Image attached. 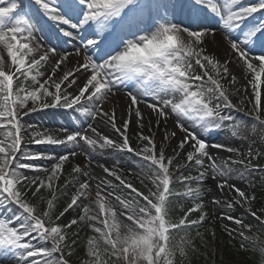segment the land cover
I'll list each match as a JSON object with an SVG mask.
<instances>
[{
    "label": "snow or ice",
    "instance_id": "snow-or-ice-1",
    "mask_svg": "<svg viewBox=\"0 0 264 264\" xmlns=\"http://www.w3.org/2000/svg\"><path fill=\"white\" fill-rule=\"evenodd\" d=\"M5 4L0 6V264H70L77 243L70 235L78 237L72 229L80 225L92 233L81 264H190L189 253L199 252L195 237L207 247L199 229L209 216L202 200L209 173L216 180L209 191L219 190L222 197L211 204L227 210L219 218L239 226L228 235L239 236L240 250H247L244 241L256 238L246 235L242 229L251 226L231 210L254 197L230 180L235 172L247 184L255 171L252 161L261 153L251 145L245 153L209 143L186 125L227 129L247 139L241 131L246 125L225 113L236 108L230 97L240 93L224 84H236L234 65L246 81L241 103L248 100L247 114L258 122L264 141V0H0ZM216 32L227 42L223 61L205 47L210 35L218 47ZM69 43L74 51L65 49ZM118 93L125 98L119 115L118 104L108 107ZM140 105L150 110L147 116ZM44 109L71 110L79 127L40 130L25 124L30 113ZM133 117L140 129L135 147L129 135ZM146 119L151 135L143 133ZM169 120L184 133L172 155L167 146L176 132L166 130L159 147L155 140L160 122ZM33 145L39 150H24ZM43 146L65 151L49 155ZM209 148L243 158L217 163ZM109 152L139 158L133 161L138 170L128 169L126 176L119 163L97 160L102 174H94V155ZM81 153L89 163L73 164L65 175L66 164ZM42 160L51 163H31ZM132 175L140 178V188ZM60 196L68 199L56 214ZM180 200L191 206L180 207L182 214L173 219L174 201ZM76 209L78 218L61 223ZM259 251L264 260V246Z\"/></svg>",
    "mask_w": 264,
    "mask_h": 264
},
{
    "label": "rangeland",
    "instance_id": "rangeland-1",
    "mask_svg": "<svg viewBox=\"0 0 264 264\" xmlns=\"http://www.w3.org/2000/svg\"><path fill=\"white\" fill-rule=\"evenodd\" d=\"M254 2H256V0H248V2H246V3H254ZM0 6H6V4L0 5ZM216 37L218 39H221L223 36L220 32L215 33V41H216V44L218 45V47L213 45L211 35L209 36V38L205 44V47H206L207 52L209 54H215L216 56L219 57V59H221L223 61L226 58L225 54H226L227 45H225V43L223 41L216 40ZM39 39L41 40L40 37H39ZM70 51H73V50H70ZM75 59H76L75 56H73L71 59L72 64H75ZM230 67H232V72H233V75L236 76L237 82L235 85H230L228 83V81H224V84H225V87L230 88V90L233 92L235 91L236 88L240 89V93L234 94L230 98H231L233 104L236 105L237 109L244 111L248 108H251V105L248 103V100L245 99L244 102L241 103V100L243 99V96H244V86L246 84V81L244 80L243 74L239 68L235 67L234 65H231ZM73 91H75V89H73ZM248 94H249V96L251 95V89L250 88L248 89ZM113 101H114V103L111 105H108V107L113 108V107H116V105L118 104L120 107H116V111H117V114L119 115L120 108H122L125 104V98H124L123 94L118 93L115 97H113ZM140 107H141L142 111L145 113V115L147 116V114L149 113L150 110H148L145 105H140ZM67 116L69 118H67ZM24 119L28 120L26 125L27 124L35 125L40 130H44V129H53L54 130V129H59V128H68L69 131H71L72 129L79 127V124L77 126H75V123H77V120L75 118V115L72 114L71 110H68L67 112H65V110H63V109H44V110H41V111H38L35 113H30ZM117 123L119 125L120 121L117 120ZM144 125L145 126L143 129V133L145 135H151V133H149V131H148L149 121L147 119L144 121ZM151 126L153 128V131H156L155 118L152 119ZM186 126L192 127L193 131H196L197 134L201 136V138L207 139L209 141V143L222 142V143L227 144L230 147L237 148L241 152H245V153L249 150V144L244 138L239 137V136H235V137L231 136L229 134V130H227V129L216 132V133H211L207 130L195 128V127L190 126V125H186ZM166 130L169 132H171V131L176 132V137L171 142L168 143L167 148L169 150V148L171 146L176 147V144L184 136V133L180 132V130L175 127L174 120H169L167 122V124H165L164 121H161L160 125H159V131L157 132L156 137H155L157 147H159V145L161 144L162 138H163ZM101 131H103V128H101ZM109 131L111 132L110 129H109ZM138 131H140V129L137 127L135 117H133L132 123L130 125L129 135L132 138H135L136 133ZM249 132H251V129L247 128L245 135H247V133H249ZM53 134L58 135L61 138L64 135V133H62V132H54ZM116 136H117V134L113 132L112 137L115 138ZM24 143H25V145H28V134H27V132L25 133ZM24 150L25 151H34V146H29V147L25 148ZM252 150H253V152L255 151L253 146H252ZM208 151L214 157H216L217 163H220L221 161H223L229 157H231L233 159L238 157V156H236L235 153H228V152H225V151L220 150V149L209 148ZM63 152L64 151H62L60 154H63ZM167 154L169 155V153H167ZM111 155H112V153L109 152V154L103 156V160L101 162H105L108 165H113L114 163L112 162ZM36 162L37 161L31 162V163L37 164L39 166H47L51 163L50 161H45V160H42L40 163H36ZM88 163H89V161H88L87 157L82 153L79 154L75 158H71V163L66 164L65 175H67V172L70 171L73 164H80L81 166H84V165H87ZM205 163H207V161ZM92 169L94 170V174H96V175L102 174L101 169L98 168L97 171L93 167H92ZM128 169H137L138 170L136 165L129 164L124 170L125 171L124 173L126 176L128 175ZM29 175H31V173H29ZM133 176L138 178L136 175H133ZM138 179H140V178H138ZM134 181H135V179H134ZM134 181H132V182L134 183ZM59 183L63 184L64 180L62 179ZM230 183H233L237 187L245 189L250 195V191L248 190V188L244 184V182H242L238 179H232V180H230ZM215 185H216V180H214L212 177V174L209 173L205 178L204 191L202 193V200H203V203L206 205L205 211L208 212L209 216H208V220H206L204 222L203 227L200 228L199 231L204 233V239L206 241H208V239H207L208 235L212 234L214 231H216L217 226L219 225V226H221L220 233L223 235V238L226 241V243L230 247L231 246H237L241 243V238L239 236H237L236 239H232L228 235V229H237L239 226L235 225L234 223H232L229 220L220 219L219 216L221 214V211H227V210L223 209L220 206L213 207L211 204V200L213 199V197L222 198L219 190L209 191V189H215ZM224 191L227 192L228 190L225 189ZM45 195H48V194L45 193ZM67 199H68L67 196H60L58 198V200H57V207H59L58 212L61 211L62 208L65 206V202ZM85 203H87V201H85ZM249 205L250 204H247L244 207H240L239 205H237L233 210H231V215L234 217H237V218H242V213L245 211V209ZM79 214H80L79 209H76V211L70 210V213H68V218L70 220L74 217L78 218ZM244 225H245V223H244ZM225 226H227V227H225ZM78 227L80 230H82L81 234H80L81 240H80L79 248H80L82 258L85 259L86 257H85L84 245H85L87 237L89 235H92V233L86 225H80ZM242 230L245 231L247 236L252 237L253 232L250 229L244 228ZM193 233L195 236V230ZM234 235H235V233H234ZM189 255H190V264H192V259H193L192 255H194V256L196 255L195 258H198V257H202L204 255V252L201 249H199V252L197 254H192L190 252ZM178 261H179V256H177V262ZM70 264H74V263L70 262ZM186 264H187V262H186Z\"/></svg>",
    "mask_w": 264,
    "mask_h": 264
},
{
    "label": "trees",
    "instance_id": "trees-1",
    "mask_svg": "<svg viewBox=\"0 0 264 264\" xmlns=\"http://www.w3.org/2000/svg\"><path fill=\"white\" fill-rule=\"evenodd\" d=\"M248 2V0H245V3ZM233 103V102H232ZM250 108L241 111L237 108L234 109H228L225 110L226 114H231L233 117V120L238 125H246L245 129H242L243 136H247V139H245L249 145H252L254 147V153L260 152L261 155L252 161V165L255 167V171L251 175L248 176V183H244L248 190L250 191V196L254 197L250 205L247 207L251 210V212H255L256 216H252L247 212L246 210L242 213V219L243 223L245 225H250V230L253 232L252 237H255L256 239L254 241H244L246 245H248L247 250H240V244L237 246H229L226 241L223 238V235L220 233L221 226H217V230L213 233L214 238L212 234L208 235V241H207V247L201 246V240L198 237L194 236V230L191 233L194 239V243L197 246L198 249H201L204 252V255L202 257L195 258L194 255L192 259V264H264V260H262L261 252L259 251L260 247L264 246V225L260 224V220L264 219V211H261L264 209V141H262L260 137V131H259V125L258 122L255 120L254 116L248 115V111ZM261 117L264 118V112L261 113ZM256 127L257 131L253 134L252 132H249L246 134V129ZM217 131H212L211 133H216ZM241 137V136H239ZM133 147L136 145V137L132 138L131 140ZM175 148L174 146H171L167 153L169 155H172V149ZM112 162L114 164L119 163L120 167L125 170V168L129 164H134V160H138L139 158L132 156L131 154H121V153H112L111 155ZM235 159H242V157H236ZM136 165V164H134ZM137 166V165H136ZM236 169L241 168V165H234L233 166ZM125 172V171H124ZM195 174V173H193ZM125 175V173H124ZM132 181H134V185L136 187L140 188V179L136 178L135 176L129 177ZM83 179V178H81ZM232 179H238V176L235 172L232 174ZM231 179V180H232ZM146 182V181H145ZM147 183V182H146ZM177 190H182L177 186ZM146 191V190H145ZM28 198L33 199L31 192L28 193ZM33 202L36 201L33 199ZM45 205L43 203L40 204V208L43 209ZM191 206L190 203H185L183 200L180 201H174L171 216L173 219L181 215L180 207L187 208ZM59 207H56V214H58ZM58 212V213H57ZM197 217V214H192L191 218L195 219ZM259 217V219H257ZM67 220H70L68 218V214L64 218H62L61 223L66 222ZM81 231L78 226H74L72 229V232H79L78 237H72L70 235L71 239H76L77 243L72 248V255L70 257V262L74 264H81V261L83 260L80 252V240H81ZM206 253V255H205Z\"/></svg>",
    "mask_w": 264,
    "mask_h": 264
},
{
    "label": "bare ground",
    "instance_id": "bare-ground-1",
    "mask_svg": "<svg viewBox=\"0 0 264 264\" xmlns=\"http://www.w3.org/2000/svg\"><path fill=\"white\" fill-rule=\"evenodd\" d=\"M41 38V44H45L46 42L44 41V38L43 37H40ZM216 40H220V41H223L225 43V45H227V42L224 40V38L222 37L221 39H218L216 37ZM65 49L67 51H70V50H73V47H72V44L69 43L65 46ZM67 118H69L67 116ZM28 120L24 119V122L25 124L27 123ZM78 125V122L75 123V126ZM34 146V145H33ZM46 150V153L49 154V155H59L62 151H65V149L63 148V146H43ZM39 149L37 148V146H34V151H38ZM79 151V150H78ZM99 160V161H102L103 160V157L101 156H98V155H94V158H93V163H92V167L97 171L98 168H96V161ZM47 161V160H45ZM41 161H37L36 163H40Z\"/></svg>",
    "mask_w": 264,
    "mask_h": 264
}]
</instances>
